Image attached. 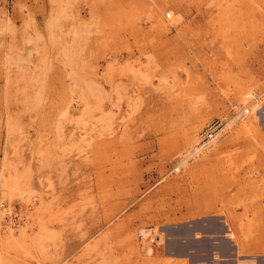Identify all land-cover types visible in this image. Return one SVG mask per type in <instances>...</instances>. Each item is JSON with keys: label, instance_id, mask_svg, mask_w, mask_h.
Wrapping results in <instances>:
<instances>
[{"label": "rangeland", "instance_id": "obj_1", "mask_svg": "<svg viewBox=\"0 0 264 264\" xmlns=\"http://www.w3.org/2000/svg\"><path fill=\"white\" fill-rule=\"evenodd\" d=\"M263 116L264 0H0V264H163L197 162Z\"/></svg>", "mask_w": 264, "mask_h": 264}, {"label": "crops", "instance_id": "obj_2", "mask_svg": "<svg viewBox=\"0 0 264 264\" xmlns=\"http://www.w3.org/2000/svg\"><path fill=\"white\" fill-rule=\"evenodd\" d=\"M242 127L234 130L252 133L231 134L227 146L238 139L244 153L197 162L202 197L179 204V219L163 225V264H264V145H255L264 122Z\"/></svg>", "mask_w": 264, "mask_h": 264}, {"label": "built area", "instance_id": "obj_3", "mask_svg": "<svg viewBox=\"0 0 264 264\" xmlns=\"http://www.w3.org/2000/svg\"><path fill=\"white\" fill-rule=\"evenodd\" d=\"M167 16H169V14H167ZM247 111L248 109L243 110L244 113ZM225 125L226 123L219 118L206 122L198 132L196 142L193 144L189 152L184 156L185 160L197 156L203 150L209 147L221 135ZM179 168L180 166L178 165L174 169L179 170ZM0 207L4 216L7 214L11 215V213H13V215L18 216V218L21 219L22 213L20 211L16 212L15 206L11 204L5 205V203L0 202Z\"/></svg>", "mask_w": 264, "mask_h": 264}]
</instances>
